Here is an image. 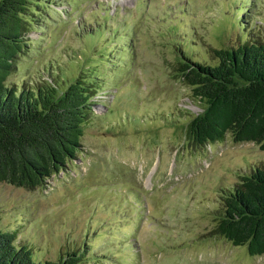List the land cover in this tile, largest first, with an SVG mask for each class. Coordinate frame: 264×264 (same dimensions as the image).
<instances>
[{
  "label": "rangeland",
  "instance_id": "374dc122",
  "mask_svg": "<svg viewBox=\"0 0 264 264\" xmlns=\"http://www.w3.org/2000/svg\"><path fill=\"white\" fill-rule=\"evenodd\" d=\"M30 1L7 83L66 86L85 71L100 89L66 167L31 189L0 181V229L35 262L75 251L77 264H264L214 232L222 192L264 149L187 138L200 106L173 69L179 49L214 64L208 45L263 39L264 0Z\"/></svg>",
  "mask_w": 264,
  "mask_h": 264
},
{
  "label": "trees",
  "instance_id": "16d2710c",
  "mask_svg": "<svg viewBox=\"0 0 264 264\" xmlns=\"http://www.w3.org/2000/svg\"><path fill=\"white\" fill-rule=\"evenodd\" d=\"M30 5L0 0V181L29 189L74 158L100 89L98 77L85 71L66 86L53 77L20 87L7 83L33 20ZM206 50L214 64L194 61L179 49L173 66L200 106L185 125L187 138L205 145L228 133L234 142L253 141L264 149V38ZM221 200L214 232L234 245L246 244L250 255L264 253V165L239 174ZM80 258L68 251L35 262L27 245L15 244V233L0 229V264H77Z\"/></svg>",
  "mask_w": 264,
  "mask_h": 264
}]
</instances>
